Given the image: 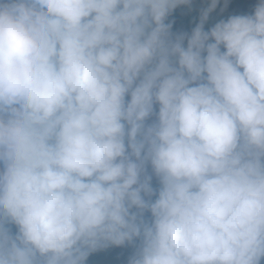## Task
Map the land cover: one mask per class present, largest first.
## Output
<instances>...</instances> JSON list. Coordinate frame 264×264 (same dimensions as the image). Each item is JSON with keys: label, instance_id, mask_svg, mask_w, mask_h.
<instances>
[{"label": "clouds", "instance_id": "1", "mask_svg": "<svg viewBox=\"0 0 264 264\" xmlns=\"http://www.w3.org/2000/svg\"><path fill=\"white\" fill-rule=\"evenodd\" d=\"M192 2L0 0V264H264V0Z\"/></svg>", "mask_w": 264, "mask_h": 264}, {"label": "trees", "instance_id": "2", "mask_svg": "<svg viewBox=\"0 0 264 264\" xmlns=\"http://www.w3.org/2000/svg\"><path fill=\"white\" fill-rule=\"evenodd\" d=\"M230 2H232L233 0H228ZM202 3V2H201ZM248 5H253V0H249ZM200 5V6H199ZM196 4V5H190V6H178L177 9L174 10L172 17L170 18L173 21V31H184L183 29H191L192 27L195 26L196 23L199 22V11L204 8L207 7L208 5V1L206 2L205 0V5L203 4ZM247 6L242 8L241 3H239L238 6H241L242 10H240L239 12H235V13H230V14H241V13H245L250 11L252 6ZM189 7L191 8V10L189 11ZM218 11L217 9L214 10L210 16H209V20L206 22V24L208 25H212L215 22H217L219 19H226L227 17H218ZM229 14V15H230ZM205 28L207 29V27L205 26ZM131 247V246H130ZM121 247H109L108 249H103V251H106L105 254H101V250H98L97 252H94L92 254H90V256L88 257L86 264H105L107 262V257L110 256L112 254V252L120 249ZM132 247H131V251L130 253L132 254ZM99 256V257H98ZM96 258V259H95ZM115 261L116 258L114 259ZM108 264H111L110 262Z\"/></svg>", "mask_w": 264, "mask_h": 264}, {"label": "rangeland", "instance_id": "3", "mask_svg": "<svg viewBox=\"0 0 264 264\" xmlns=\"http://www.w3.org/2000/svg\"><path fill=\"white\" fill-rule=\"evenodd\" d=\"M208 0H206L207 2ZM249 0H233L232 2L228 1L227 6L225 7L224 4V0H219L218 4H217V11H218V17H227L230 13H235V12H239L240 10H242V8L249 6L248 2ZM202 2V3H201ZM255 2V0H253V3ZM239 3H241V6H238ZM196 4H203L205 5V0H193L191 5H196ZM200 6V5H199ZM252 6V5H250ZM224 9L223 12H221V9ZM215 9V10H216ZM207 28L210 27V25L206 24L205 25ZM184 31H190L191 29H183ZM131 251V247L130 246H122L120 249L112 252V254L110 256H108L107 262L105 264H108L109 262L111 264H127V260L129 258V256L131 255L130 253ZM106 251L101 250V254H105ZM99 257V256H98ZM116 258L117 261H115L114 259ZM96 259V258H95Z\"/></svg>", "mask_w": 264, "mask_h": 264}]
</instances>
